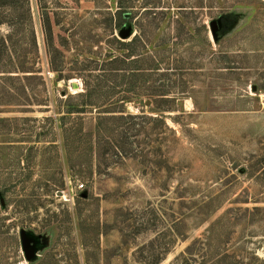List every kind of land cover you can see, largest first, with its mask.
I'll use <instances>...</instances> for the list:
<instances>
[{"label":"rangeland","instance_id":"obj_1","mask_svg":"<svg viewBox=\"0 0 264 264\" xmlns=\"http://www.w3.org/2000/svg\"><path fill=\"white\" fill-rule=\"evenodd\" d=\"M16 1L0 264H264V0Z\"/></svg>","mask_w":264,"mask_h":264},{"label":"trees","instance_id":"obj_2","mask_svg":"<svg viewBox=\"0 0 264 264\" xmlns=\"http://www.w3.org/2000/svg\"><path fill=\"white\" fill-rule=\"evenodd\" d=\"M17 1L16 0H0V24H3V23H8L9 22V20H10V18L12 17V14H5V12L8 10V8H7V6H5V5H13V6H16L17 5ZM128 11L129 10H127V9H125V10H123L122 8L118 11V14L120 15V17H122L123 16V18H124V15L126 14V13H128ZM148 11H151V10H148ZM130 13V15H131V17L133 16V13H131V12H129ZM31 14H29V16H30ZM13 17L14 18H16V14H13ZM34 32V31H33ZM35 33H33V36L35 37ZM34 42H36L35 41V39H34ZM4 48H6L5 46H4ZM2 48H0V72H4V73H8V72H10V71H8V68L7 67H3V66H1V61H2ZM91 95V93H89V91H87L86 93H84L83 95H81V96H83V97H88V96H90ZM120 111H123V110H120ZM104 112V111H103ZM121 117H123V115H121ZM65 138H67V136H65ZM67 144V143H66Z\"/></svg>","mask_w":264,"mask_h":264},{"label":"water","instance_id":"obj_3","mask_svg":"<svg viewBox=\"0 0 264 264\" xmlns=\"http://www.w3.org/2000/svg\"><path fill=\"white\" fill-rule=\"evenodd\" d=\"M211 27H212V29H216V28H217V24H216L215 21H213V22L211 23ZM120 33H121L122 36H128V35H129V31H128L127 29H123V30H121ZM70 86H71L72 88H79L80 84H79L78 81H74V82H71V83H70ZM30 256H31V254L29 253V254H28V257H30Z\"/></svg>","mask_w":264,"mask_h":264}]
</instances>
